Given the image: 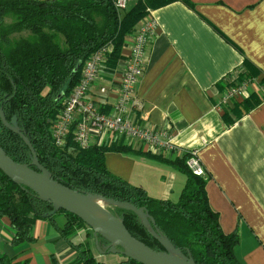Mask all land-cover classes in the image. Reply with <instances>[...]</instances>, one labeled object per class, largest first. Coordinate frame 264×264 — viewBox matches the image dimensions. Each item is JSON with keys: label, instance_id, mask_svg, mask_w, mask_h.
<instances>
[{"label": "trees", "instance_id": "obj_1", "mask_svg": "<svg viewBox=\"0 0 264 264\" xmlns=\"http://www.w3.org/2000/svg\"><path fill=\"white\" fill-rule=\"evenodd\" d=\"M174 1L193 7L189 0H134L118 12L112 0H0V110L8 123L16 117L18 132L30 141L38 162L55 180L82 193L142 207L150 218L149 228L190 256L195 264H241L234 254L238 234L222 231L218 214L208 203L205 177L189 171L186 153L168 158L119 140L87 148H80L71 136L60 147L52 140V122L79 82L89 56L110 46L102 70L113 73L124 57L126 37L151 10ZM242 65L243 72L228 86L258 76L247 60ZM260 85L264 86V77ZM263 99L256 91L251 92L225 115L232 112L239 116ZM103 109L107 111L109 107ZM19 133L5 127L0 119V147L15 162L35 168ZM106 152L141 153L171 164L186 177L178 200L153 198L142 187L112 174L105 166ZM51 211L48 201L0 171V217H7L14 228V244L31 241V229L39 219L63 216L64 224L55 226L66 240L80 229H89L69 212L59 210L47 216ZM111 213L122 219L133 237L154 250H164L135 213L120 207H114ZM99 243H104L100 237ZM72 246L77 256L69 264H106L95 260L87 241ZM0 264L28 262L1 257ZM50 264L58 263L52 257ZM118 264L141 263L124 257Z\"/></svg>", "mask_w": 264, "mask_h": 264}, {"label": "crops", "instance_id": "obj_2", "mask_svg": "<svg viewBox=\"0 0 264 264\" xmlns=\"http://www.w3.org/2000/svg\"><path fill=\"white\" fill-rule=\"evenodd\" d=\"M189 1L192 8L174 1L148 15L156 32L136 85L142 104L138 115L149 127L168 130L182 151H196L206 173L210 208L224 233L238 234L235 257L241 264H264V99L239 116L225 115L251 92L264 97V0ZM132 36L126 37L124 57ZM244 60L258 76L238 82L244 93L220 104L228 83L243 72ZM122 73L121 61L113 73L102 71L90 94L109 87L100 97L109 107L117 98L114 87ZM104 162L112 174L153 198L177 201L186 180L171 164L141 153L106 152ZM64 222L63 216L39 219L31 229L33 239L14 244V228L7 217H0V258L50 264L53 257L58 264H69L77 256L72 244L86 241L94 253L90 228L66 240L55 226ZM96 256L103 258L101 253Z\"/></svg>", "mask_w": 264, "mask_h": 264}, {"label": "built area", "instance_id": "obj_3", "mask_svg": "<svg viewBox=\"0 0 264 264\" xmlns=\"http://www.w3.org/2000/svg\"><path fill=\"white\" fill-rule=\"evenodd\" d=\"M131 1L134 0H112L118 12L125 10ZM155 32L156 23L148 16L137 25L129 53L120 60L123 73L117 87H114L117 98L107 111L103 109L105 103L100 101V97L108 93L109 87L101 86L96 96L90 94V90L103 71L106 55L111 47L107 45L89 56L83 65L79 82L73 87L52 122L53 143L60 147L67 136H71L80 148L119 140L135 143V148L154 154L174 157L186 153L185 165L189 171L196 176L205 177V170L195 150L182 151L173 142V135L168 130L149 127L138 115L142 104L136 96V85L145 69L146 47ZM243 93V83L236 82L222 94L220 104Z\"/></svg>", "mask_w": 264, "mask_h": 264}, {"label": "water", "instance_id": "obj_4", "mask_svg": "<svg viewBox=\"0 0 264 264\" xmlns=\"http://www.w3.org/2000/svg\"><path fill=\"white\" fill-rule=\"evenodd\" d=\"M0 119L5 127L19 133L16 117L8 123L1 110ZM31 153L32 168L26 164L15 162L0 147V171L12 181L23 185L33 191L40 199L52 205L51 216L59 210L69 212L80 218L92 231L95 244L101 254L119 253L124 257L134 259L141 264H195L190 256H186L175 248L165 237L159 236L156 231L149 228V216L142 207H136L128 202L107 199L91 193H82L71 189L50 176L48 171L38 162L36 153L30 141L19 133ZM92 198H98L109 206L120 207L135 213L144 227L157 239L164 250H154L142 241L133 237L125 227L121 218L104 208V216H97L90 208ZM99 237L104 240L100 243Z\"/></svg>", "mask_w": 264, "mask_h": 264}, {"label": "rangeland", "instance_id": "obj_5", "mask_svg": "<svg viewBox=\"0 0 264 264\" xmlns=\"http://www.w3.org/2000/svg\"><path fill=\"white\" fill-rule=\"evenodd\" d=\"M132 2V1H131ZM130 2V3H131ZM8 21L10 19H7ZM105 206L106 210H113L115 206H109L105 203H103ZM100 243H99V247H100ZM93 251H94V256H95V260L98 261L99 263H106V264H118V262L124 258L123 255L119 254V253H107V254H102L103 258L101 259L100 257H97L96 254H100L99 248L96 246L95 244V240H94V245H93ZM96 252V253H95Z\"/></svg>", "mask_w": 264, "mask_h": 264}, {"label": "bare ground", "instance_id": "obj_6", "mask_svg": "<svg viewBox=\"0 0 264 264\" xmlns=\"http://www.w3.org/2000/svg\"><path fill=\"white\" fill-rule=\"evenodd\" d=\"M90 208L92 209V212L97 216H104V204L103 202L98 198H92L90 202Z\"/></svg>", "mask_w": 264, "mask_h": 264}]
</instances>
